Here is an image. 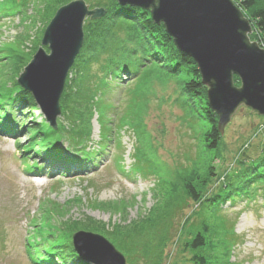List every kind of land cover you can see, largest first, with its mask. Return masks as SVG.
<instances>
[{"label": "rangeland", "instance_id": "374dc122", "mask_svg": "<svg viewBox=\"0 0 264 264\" xmlns=\"http://www.w3.org/2000/svg\"><path fill=\"white\" fill-rule=\"evenodd\" d=\"M62 1L0 0V96L3 98L29 63L21 69L23 61L40 47L43 32L55 12L75 0L60 5ZM83 1L89 9L109 11L106 5L93 7L88 0ZM134 20L139 22L140 19L137 16ZM87 21L90 22L86 19L85 25ZM115 24L110 22L109 32L97 39L91 28L86 41L83 40L86 45L80 57L69 70L67 78L72 79V84L84 70L89 81H92L91 76H103H99L102 73L99 64L103 65L113 56L104 49L105 44L123 41L122 35L112 39L110 33ZM122 45L124 48L134 44L124 42ZM85 55H89L92 63L84 69L81 60ZM178 81V77L166 78L154 68L140 66L135 77L121 76L108 84L107 90L98 83L91 97L93 110L89 109L90 114L87 111L91 116L85 119L90 129L85 147L91 161L79 170L71 167L66 174H50L43 169L47 160L39 152L34 154L38 147L22 152L32 146L28 140L29 130L45 121L37 106L33 112L22 113L23 107L19 110L18 104H11L9 116L16 124V134L10 137L0 129V264H32L27 248V239L33 234L31 223L38 224L42 215L53 208L66 211L64 219L95 229L103 228L102 233L96 234L108 240L124 256L126 264H143L127 260L125 253L116 247L118 244L124 248L130 239L129 235H123L128 230L125 228L136 222L149 226L143 233L152 246L160 238L154 234V228L167 231V238L160 245L161 264H191L188 262L191 252L185 244L193 235V227L203 217L215 224L210 229L214 240L218 239L217 232L222 233L216 223L222 221L227 230L232 226L238 238L231 249L232 262L264 264V200L261 196L250 203L246 200L224 203L220 215H209L206 209L197 207L183 189L187 177L202 196L214 195L225 181V175L236 167L240 150L250 159L259 155L264 118L240 107L220 135L218 151L214 154L203 142L208 126L202 118L203 112L194 102L185 100L187 97L181 92ZM204 89L206 99L207 89ZM2 106L1 110H10ZM58 124L68 128L61 111L56 118V127L60 129ZM66 136H61L57 143L63 153L72 155ZM32 165H37L39 172H28ZM203 180L204 186H198Z\"/></svg>", "mask_w": 264, "mask_h": 264}, {"label": "trees", "instance_id": "16d2710c", "mask_svg": "<svg viewBox=\"0 0 264 264\" xmlns=\"http://www.w3.org/2000/svg\"><path fill=\"white\" fill-rule=\"evenodd\" d=\"M232 1L251 25L249 39L264 49V1ZM67 2L68 0H63L60 5ZM88 3L93 7L96 5H106L109 11L100 20L87 21L86 25L83 24L84 42L89 36L88 33L91 28L94 31V37L97 39L109 32L107 28L110 22L111 24L116 22L114 25L115 29L110 33L113 35L112 39L117 35H122V43L131 42L134 45L123 48L120 41L113 40L114 43L112 42V44L106 43L104 49L108 51L107 53L109 55L112 54L113 56L108 61H104L105 65L99 64L100 72H102L99 76L103 74L102 77L91 76L92 81H89L87 80V74L84 73L85 70L79 74V77L81 76L80 78L77 75L74 76L77 78L73 80V84L71 83L72 79L68 77L59 100L61 115L65 116L68 128L58 124L60 125V129L57 126L55 129L57 131H53L43 121L39 124L34 123L35 128L29 130L30 137H28L30 141L29 145L32 143V146L28 149L24 148L22 152L26 153V150L32 151L35 147H38V151H35L34 154L36 155L39 152L44 156L47 161H45L43 169L49 170L50 174L54 172L57 174H66L67 170H70L73 166H76L78 170L85 167L86 163L91 161L87 157L90 153L86 151L87 147H85L90 133L89 123H86L85 119H89L91 116L89 115V109H92L94 103L91 97L95 94L92 95V92L97 90L98 83L105 85L107 90L108 84L119 79L121 76L135 77V73L139 67L143 66L158 70L166 78L169 77L175 80L178 77V82L181 83V92L187 97L185 100L194 102L193 104L200 107L203 112L202 114L204 116L202 118L208 125L203 135V142L206 149L213 151L215 154L218 151L221 141V136L217 131V117L208 108L205 99V89L201 84L200 76L193 61L175 49L172 40L165 33L162 25H155L148 11L130 7H118L114 0H105V2L103 0H88ZM137 16L140 19L139 22L134 20ZM85 45L80 50L73 67ZM89 55L82 57L81 62L84 69L89 66L88 64L92 63V59H88ZM30 59L31 56L23 61L21 69ZM233 82L234 85L238 84V80L235 77L233 78ZM82 85L83 87L81 88ZM8 93L5 98L0 96V99H2L0 106L5 105L7 108H10L12 105L18 104L19 110L23 107L21 109L22 113L26 110H30L31 112L36 110V105L32 97L19 88L16 81ZM11 111L12 108L9 111H4L0 107V129L10 137L15 136V131H17L14 128L16 124L12 120V116H9ZM87 111L89 114H87ZM199 114L197 112L198 117H200ZM79 123L81 125L77 126ZM63 135H68L66 137H69V145L72 149L70 154L79 155L78 157L63 153L59 149L57 142ZM79 140H82V142L80 141L81 146H79ZM259 146V155L255 159L246 157L244 153L241 154L243 152L241 150V152H238L240 158L238 162L236 161V167L225 175V181L219 185L214 195L209 197L202 196L196 190L190 178L187 179V177L183 183L184 191L198 205L197 207L206 209L209 215H220L222 213V205L227 202L233 204L237 200H246L247 203H250L254 202L258 196H261L264 200V138L263 143ZM32 170L39 172L40 169H38L37 165H32L28 167L27 171L32 172ZM204 184L205 181L203 180L199 182L198 186L203 187ZM246 190L249 191L248 194L245 193ZM65 215L66 211H62L61 208H53L48 213L42 215V221L38 224L31 223L33 234L31 239H27V248L32 264H87L81 261L74 253L71 244V235L73 232L79 230L100 234L103 232V228L95 229L87 227L81 223L70 221L69 218L64 219ZM55 218L56 220H54ZM232 223L234 224L235 222L232 221ZM216 225L222 233L217 232L218 239L214 240V237L210 233V229L215 226L213 222H209V220L207 221L203 217L195 224L193 227V235L185 244L187 250L191 252L190 258L188 259L189 263L236 264L230 260V255L232 254L231 249L233 250L238 241V238L233 234L234 230L232 226L227 230L222 221L219 224L216 223ZM147 227L149 226L146 223L141 224L140 222H136L130 227L125 228L128 230L123 235L125 237L129 235L130 239H127L128 242H125L126 245L124 248L118 244H116V247L125 253L127 260L134 259L137 260L136 262L143 264H161L162 255L160 245L164 244L167 238V231L164 228H154V234L160 238L159 241H155L157 244L152 246L148 238L145 239L144 237L143 231L149 229ZM58 230H61V233H58Z\"/></svg>", "mask_w": 264, "mask_h": 264}, {"label": "water", "instance_id": "95a60500", "mask_svg": "<svg viewBox=\"0 0 264 264\" xmlns=\"http://www.w3.org/2000/svg\"><path fill=\"white\" fill-rule=\"evenodd\" d=\"M114 1L120 7L148 11L175 49L193 61L220 135L240 107L264 118V49L249 39L251 25L231 0ZM105 15L106 10L89 9L83 0L60 7L44 30L40 47L18 75V87L32 97L52 130L66 78L82 48L84 21ZM71 244L87 264H126L124 256L98 234L78 231Z\"/></svg>", "mask_w": 264, "mask_h": 264}]
</instances>
